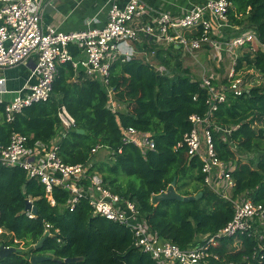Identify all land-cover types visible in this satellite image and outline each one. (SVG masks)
<instances>
[{"label": "trees", "instance_id": "trees-1", "mask_svg": "<svg viewBox=\"0 0 264 264\" xmlns=\"http://www.w3.org/2000/svg\"><path fill=\"white\" fill-rule=\"evenodd\" d=\"M228 1L230 23L239 30H230L226 38H216L228 41L254 33L264 45V0ZM137 47L148 53L154 51L155 60L173 76L160 75L144 57L115 61L110 86L120 110L114 113L99 81L89 78L84 70L76 71L70 62L60 63L49 100L23 109L12 122L6 121V104L0 103V145L8 146L13 134L19 133L30 139V145L41 143L50 148L61 131L59 110L65 106L75 118L76 128L59 140V158L67 165H87L89 174H99L112 193L135 203L140 220L161 241L183 250L194 248L234 216L232 202L205 184L200 158H191L187 147L180 146L193 129L190 116L207 114V91L184 64L181 49L153 43ZM237 51L244 52L237 58L236 73L255 70L264 76L262 48L254 50L247 44ZM218 54L219 58L227 55ZM212 80L214 85L219 84L215 76ZM222 83L227 84V79ZM212 121L215 151L232 167V199L251 198L264 205V86H254L242 96L228 93ZM216 125L229 128L230 134L216 132ZM128 127L149 134L156 149L143 152L132 144L125 145L122 133ZM98 146L110 152L108 159L93 154ZM174 182L179 195L201 194L200 199L154 204L153 198ZM52 196L55 206L38 179L30 178L19 166L7 167L0 162V229L11 236L10 240H0V245L19 249L24 244L21 252L9 254L0 264H31L34 255L51 257L38 264H158L135 247L131 229L94 216L85 198H80L70 211V191L55 187ZM28 199L36 213L26 211ZM47 224L51 226L49 236ZM256 249L264 255L259 242L246 235L223 238L209 250L217 258L208 257L203 264H247L246 258ZM68 258L77 261H57ZM251 264H264V258L251 260Z\"/></svg>", "mask_w": 264, "mask_h": 264}, {"label": "built area", "instance_id": "built-area-1", "mask_svg": "<svg viewBox=\"0 0 264 264\" xmlns=\"http://www.w3.org/2000/svg\"><path fill=\"white\" fill-rule=\"evenodd\" d=\"M44 3L45 0H0V103L6 104L7 122H12L16 114L32 104L51 98L60 63L70 62L76 71L84 70L89 78L99 81L108 93L109 109L116 113L120 105L110 86L111 68L115 61L144 57L160 75L173 76L169 69L155 60L154 51L148 53L139 50L138 44L153 43L167 48L176 46L184 55L194 59H197L198 52L209 51V48H213L217 54L231 56L247 44L253 46L257 43L264 50V45L254 33H244L228 41L216 38H224L226 31L239 29L230 23L231 4L228 0H207L186 10L180 17L160 12L153 23L144 19L151 14V9L141 0H129L124 6L113 0L104 27H90L70 33L61 32L52 25L43 26ZM71 46H76L83 56H74L70 51ZM33 56L36 63L31 79H35L36 83L30 87L29 93L19 91L12 100L7 101L4 95L11 91L2 72L27 62ZM236 61L235 58L227 84L219 82L214 85L212 75H207L205 71L201 74L199 80L207 91L208 111L205 116H190L193 129L180 144L187 147L191 158L197 156L202 161L205 184L229 199L234 208L232 220L216 234L203 237V243L194 248L183 250L176 244L161 241L140 220L135 203L112 193L105 187L99 174H89L87 165H67L59 158V140L76 128V120L65 106L59 110L61 131L50 148L41 143L30 145L27 136L15 133L8 146L0 145V162L7 167L19 166L30 178L38 179L44 185L52 206L56 205L52 196L55 187L71 192L72 199L67 204L70 211L74 210L80 198H85L94 216L131 229L135 247L150 255L158 264H203L208 257L217 258L209 250L220 239L244 235L256 239L260 250H264V205L255 203L251 198L232 199L235 186L230 173L232 167L218 157L212 139V118L219 106L226 102L227 94L242 96L252 88L236 73ZM214 130L230 134L227 127L216 125ZM122 142L132 144L143 152L156 149L151 136L139 133L134 127L123 130ZM101 149L100 146L93 149V154ZM46 229L50 235L49 224ZM259 257L263 259L264 255L260 256V251L256 249L251 257L246 258L247 264Z\"/></svg>", "mask_w": 264, "mask_h": 264}, {"label": "crops", "instance_id": "crops-1", "mask_svg": "<svg viewBox=\"0 0 264 264\" xmlns=\"http://www.w3.org/2000/svg\"><path fill=\"white\" fill-rule=\"evenodd\" d=\"M112 1L113 0H45L42 24L43 26L52 25L57 30L65 33L82 31L90 27L102 28L107 22L108 10ZM128 1L129 0H117L121 6H124ZM141 1L151 9V14L145 16L144 19L153 23L160 12H167L174 17H180L186 10H190L207 0ZM70 51L76 57L83 56L76 46H71ZM185 56L186 55L182 52V60ZM202 58H204V56H202ZM35 63L36 58L33 56L27 62L2 72L7 80V88L11 91V93L4 95L7 101L12 100L19 91H21L22 94L29 93L30 87L36 83L35 79H31V73ZM2 232L3 230L0 229V233Z\"/></svg>", "mask_w": 264, "mask_h": 264}, {"label": "rangeland", "instance_id": "rangeland-1", "mask_svg": "<svg viewBox=\"0 0 264 264\" xmlns=\"http://www.w3.org/2000/svg\"><path fill=\"white\" fill-rule=\"evenodd\" d=\"M239 30V29H234ZM230 31H226L224 33V38L228 37V33ZM252 46V45H251ZM252 47L260 48L258 44H254ZM244 51H236L233 56L231 54L224 56L223 58H219V55L213 48H209L208 50H202L198 52L197 59H194L190 55H186L183 58V62L188 67L192 68L194 71L195 76L200 79L201 74L205 71L209 76H215L218 82H222L223 80L227 79L231 68L233 67L235 58L237 59ZM204 56V58H202ZM154 61V60H153ZM238 76L251 87L254 86H264V76L260 73L256 72L255 70H242L238 73ZM217 132H221L218 131ZM222 134L227 135L226 132H221ZM98 159L106 160L108 159L110 152L106 149H101L97 152ZM11 236L6 235L5 233L0 234V240H10ZM24 244H21V248L23 250ZM237 248H240L237 245ZM27 250V249H24Z\"/></svg>", "mask_w": 264, "mask_h": 264}, {"label": "water", "instance_id": "water-1", "mask_svg": "<svg viewBox=\"0 0 264 264\" xmlns=\"http://www.w3.org/2000/svg\"><path fill=\"white\" fill-rule=\"evenodd\" d=\"M175 185L176 183L174 182L166 192L157 195L153 198L152 202L154 204H158L162 201H166V200H178V201H185V202H189L195 199H200L201 194L197 195V196H189V197H183L181 195H179L176 190H175ZM24 192H26V187H24ZM26 211H32L33 213H36L37 210L33 205V202L31 200H26ZM46 236H49L48 233H46ZM43 243V240L37 245L35 246V249H38L41 244ZM22 249H17L15 247H8L5 246L3 244L0 245V261L3 260L4 258H6L9 254L14 253V252H21ZM51 259L50 256H41V255H34L30 258V262L31 264H38L39 262L45 261V260H49ZM59 263H73L76 262L77 259L76 258H68L65 260H57Z\"/></svg>", "mask_w": 264, "mask_h": 264}]
</instances>
